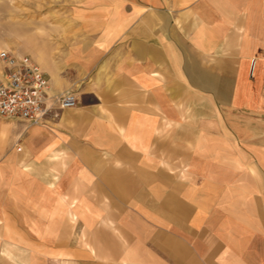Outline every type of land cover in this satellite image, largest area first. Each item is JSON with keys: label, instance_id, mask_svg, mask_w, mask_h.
I'll return each mask as SVG.
<instances>
[{"label": "crops", "instance_id": "crops-1", "mask_svg": "<svg viewBox=\"0 0 264 264\" xmlns=\"http://www.w3.org/2000/svg\"><path fill=\"white\" fill-rule=\"evenodd\" d=\"M49 1L26 54L79 103L11 121L42 157L0 194V264H264V0Z\"/></svg>", "mask_w": 264, "mask_h": 264}, {"label": "rangeland", "instance_id": "rangeland-1", "mask_svg": "<svg viewBox=\"0 0 264 264\" xmlns=\"http://www.w3.org/2000/svg\"><path fill=\"white\" fill-rule=\"evenodd\" d=\"M51 7L53 8L54 4L49 0H0V49L7 48L20 54L28 53L27 50H29L32 45V34L34 31L38 32V30L44 29V27H42L43 22L40 20H46L48 18L49 8ZM58 8L59 7H57V9ZM51 12V14H55V10H52ZM57 13L61 12L57 11L56 14ZM39 21L41 24H39ZM31 137V130L28 127L12 124L11 120L0 117V194L6 193V186L10 181L15 182V180H17L23 182L24 180H32L34 177L38 176L39 170L34 162L40 161L42 154H38L35 150L36 148H32V145L25 148L23 143V141H29ZM30 144L32 143L30 142ZM71 174H73L75 179L80 178V171L78 170L73 171ZM86 174L89 175L92 173L84 172V175ZM169 188L172 189V187ZM166 190L167 187L163 186L164 195ZM93 199L95 200V197H93ZM78 204V202H74V199L73 202L69 204L73 216L71 234L72 243L73 245L81 244L80 241H83L85 244L87 241L91 244L90 246L95 249L97 246L95 235H79V228L75 229L77 221L74 219V214L78 211ZM91 205H93L94 208H96V205L102 206L104 211L109 212L106 215H109L111 211L119 212L124 209L131 210L129 208L130 204L112 203L107 201L91 203ZM104 226L106 227L107 225ZM154 236L155 232H153L151 237ZM80 237L83 238V240ZM152 245V254H154V251H156L157 248L154 245V242ZM95 252L92 254L91 258H88L90 264H111L113 260L115 264L118 262V264H121L122 261H134L132 260L133 257H131L133 252L128 256L127 251H121V254L125 253V256L120 257L119 260H115L112 257L111 250L104 252L98 251L99 255L95 254ZM139 253L142 252L135 251L134 253L135 256H137L136 261H142V257H138ZM158 258V255L156 258L152 257V262L158 260L156 263H159Z\"/></svg>", "mask_w": 264, "mask_h": 264}, {"label": "built area", "instance_id": "built-area-1", "mask_svg": "<svg viewBox=\"0 0 264 264\" xmlns=\"http://www.w3.org/2000/svg\"><path fill=\"white\" fill-rule=\"evenodd\" d=\"M75 92L56 94L41 65L30 55L0 49V117L41 125L57 110L75 107Z\"/></svg>", "mask_w": 264, "mask_h": 264}]
</instances>
